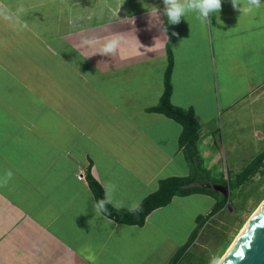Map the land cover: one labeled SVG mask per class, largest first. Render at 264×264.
<instances>
[{
    "label": "crops",
    "instance_id": "obj_1",
    "mask_svg": "<svg viewBox=\"0 0 264 264\" xmlns=\"http://www.w3.org/2000/svg\"><path fill=\"white\" fill-rule=\"evenodd\" d=\"M3 2L28 8L29 29L0 22V178L13 173L0 183V264H89L85 248L96 264H169L217 199L175 196L142 226H127L95 213L85 174L104 196L115 185L123 207L109 205L124 211L160 181L188 176L181 126L148 111L169 59L172 106L199 123L210 110L231 109L245 99L238 94L264 87V7L242 14L221 0L210 27L195 13L169 25L163 0ZM144 5L159 9L166 36ZM82 33H120L130 47L89 57L75 48Z\"/></svg>",
    "mask_w": 264,
    "mask_h": 264
},
{
    "label": "rangeland",
    "instance_id": "obj_2",
    "mask_svg": "<svg viewBox=\"0 0 264 264\" xmlns=\"http://www.w3.org/2000/svg\"><path fill=\"white\" fill-rule=\"evenodd\" d=\"M258 93L238 94L245 99L231 109L215 108L206 117L199 118L200 129L206 131H201L200 137H206L207 142L206 145L197 142L190 165L189 175L195 177L196 186H211L212 190L213 187L224 188L264 151V87ZM217 199L224 201L223 208L206 222L199 219H207L212 210L199 217L193 243L180 257L176 255L175 264H209L213 256L225 255L264 201V163L259 172L238 189L228 192L224 189Z\"/></svg>",
    "mask_w": 264,
    "mask_h": 264
},
{
    "label": "trees",
    "instance_id": "obj_3",
    "mask_svg": "<svg viewBox=\"0 0 264 264\" xmlns=\"http://www.w3.org/2000/svg\"><path fill=\"white\" fill-rule=\"evenodd\" d=\"M172 62L169 59L168 66L164 74V90L162 96L157 105L149 112L159 113L163 116L175 121L181 126V133L179 136V146L184 150L187 155L188 162L193 163L196 152V146L199 138V124L192 110H184L176 108L170 103L171 84H170V72ZM264 163V151L257 155L244 170L235 175L232 183L229 181L227 186H224L225 191H231L238 189L241 185L252 178ZM85 180L94 197V200H101L104 198L103 191L99 184L93 179L89 171L85 174ZM196 179L191 174L186 177H173L162 180L159 182V188L157 191L147 196L139 206L131 211L117 210L112 208L109 204L106 205L107 211L100 212L104 217L112 220L115 223L124 224L127 226H142L146 217L155 209L161 208L169 204L171 199L175 196H187L193 193H207L213 195L216 199L223 191L212 190L209 188L196 186ZM224 201H218L212 208V212L207 216V219H199L206 222L211 216L217 214L223 208ZM195 234L191 238L190 242L184 246L178 253L180 257L193 243ZM176 257V256H175ZM178 257L174 258L171 262L175 264L178 261Z\"/></svg>",
    "mask_w": 264,
    "mask_h": 264
},
{
    "label": "clouds",
    "instance_id": "obj_4",
    "mask_svg": "<svg viewBox=\"0 0 264 264\" xmlns=\"http://www.w3.org/2000/svg\"><path fill=\"white\" fill-rule=\"evenodd\" d=\"M164 9L163 15L167 17L169 25H177L181 18H184L189 13H195L197 19L207 26L211 27V14H217V23H219V12L222 8L221 0H163ZM233 9L242 14H252L255 10L264 7L261 0H231ZM148 11L151 22V27L159 26L160 31L167 33V27L164 26L163 21L159 19V9L156 7L149 8L144 5ZM28 14V8L23 4L17 6L15 9L9 7L8 4L0 0V22H4L12 30L16 32H23L29 29L28 22L23 18ZM2 43V42H0ZM129 46L128 41L120 33H113L110 35H86L80 34L75 48L81 54L91 52V56L100 55L106 57H116L121 50ZM139 51V49L137 50ZM13 176L11 170H8L3 178H0V183H7ZM115 185H109L106 188L105 196L101 200L93 201V208L95 213L106 212V205L113 204V207H123V203L115 201L113 194L115 192ZM81 254L89 261V264H96V255L88 248L82 250ZM224 257L213 256L209 264H224Z\"/></svg>",
    "mask_w": 264,
    "mask_h": 264
},
{
    "label": "water",
    "instance_id": "obj_5",
    "mask_svg": "<svg viewBox=\"0 0 264 264\" xmlns=\"http://www.w3.org/2000/svg\"><path fill=\"white\" fill-rule=\"evenodd\" d=\"M223 257L224 264H264V201Z\"/></svg>",
    "mask_w": 264,
    "mask_h": 264
},
{
    "label": "bare ground",
    "instance_id": "obj_6",
    "mask_svg": "<svg viewBox=\"0 0 264 264\" xmlns=\"http://www.w3.org/2000/svg\"><path fill=\"white\" fill-rule=\"evenodd\" d=\"M261 204H262V203H261ZM259 207H260V206H259ZM259 207H258V208L254 211V213L250 216V218L248 219V221L245 223V225L243 226V228L240 230L239 234L245 229V227L247 226L249 220L253 217V215H254L255 213H257V211L259 210ZM239 234H238V235H239ZM238 235H237V237H238ZM237 237H236V239H237ZM236 239L233 241V243L236 241ZM233 243H232L231 246L227 249V251H229V249H231ZM227 251H226V252H227Z\"/></svg>",
    "mask_w": 264,
    "mask_h": 264
},
{
    "label": "built area",
    "instance_id": "obj_7",
    "mask_svg": "<svg viewBox=\"0 0 264 264\" xmlns=\"http://www.w3.org/2000/svg\"><path fill=\"white\" fill-rule=\"evenodd\" d=\"M79 179H81V178H79Z\"/></svg>",
    "mask_w": 264,
    "mask_h": 264
},
{
    "label": "snow or ice",
    "instance_id": "obj_8",
    "mask_svg": "<svg viewBox=\"0 0 264 264\" xmlns=\"http://www.w3.org/2000/svg\"><path fill=\"white\" fill-rule=\"evenodd\" d=\"M246 234V233H245Z\"/></svg>",
    "mask_w": 264,
    "mask_h": 264
}]
</instances>
